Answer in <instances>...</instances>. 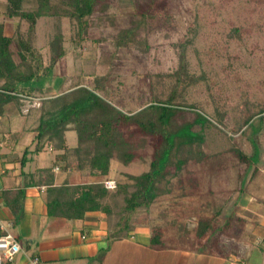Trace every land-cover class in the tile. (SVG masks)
Returning <instances> with one entry per match:
<instances>
[{
  "label": "rangeland",
  "instance_id": "obj_1",
  "mask_svg": "<svg viewBox=\"0 0 264 264\" xmlns=\"http://www.w3.org/2000/svg\"><path fill=\"white\" fill-rule=\"evenodd\" d=\"M49 1L51 6L62 8L63 0ZM5 4V0H0V12ZM36 7V0L24 4L26 11ZM87 21V40L76 47L70 42L78 33L74 20L56 16L37 20L33 46L40 52L43 66L49 65L50 43L55 36L61 35L62 46L70 52L47 77L48 95L64 93L74 85L89 87L94 77L110 72L119 101L116 103L122 112L131 113L153 95L166 99L174 88L183 97L177 101L192 107L176 117L177 124L192 123L193 130L204 137L197 156L200 159H193L179 170L176 164L170 165L158 185L157 199L148 209L138 210L127 224L163 231L164 253L153 257L158 264L167 260L172 263L175 248L206 247L193 235L201 220L211 219L219 227L213 233L216 243L212 248L234 244L228 243L233 233L238 239L236 244L243 246L242 240L250 236V230L264 223V115H255L250 127L242 126L244 116L264 106V0H155L154 4L151 0H104ZM0 22L7 35H12L18 24L17 30L26 36L25 22L5 17H0ZM255 25L259 27L254 28ZM130 28L137 29L136 39L140 47H147L145 52L115 48L119 34ZM189 28L195 30V39L185 52L189 77L178 83L168 75L179 67L178 44L191 37ZM232 30H239V37L231 35ZM31 106L37 107L38 101L24 100L21 109L29 116V130L37 126L39 116ZM17 110L10 105L5 113L17 114ZM197 113L209 123H195ZM127 137L133 144L130 165L113 161L109 177L94 179L73 172L74 184L109 182L116 186V180L132 184L128 176L147 171L154 142L138 132ZM22 142L28 144L30 140L23 138ZM237 150L247 162L238 158ZM184 156L174 155L172 161ZM116 201L108 200L113 210L107 220L111 228L119 220L120 202L114 207ZM229 216L231 226L225 234L222 228ZM209 242L210 239L207 245H211ZM142 250L123 247L119 264H145L152 260L144 258Z\"/></svg>",
  "mask_w": 264,
  "mask_h": 264
},
{
  "label": "trees",
  "instance_id": "obj_2",
  "mask_svg": "<svg viewBox=\"0 0 264 264\" xmlns=\"http://www.w3.org/2000/svg\"><path fill=\"white\" fill-rule=\"evenodd\" d=\"M5 1V8L0 12V17L17 18L19 22H25L28 29L26 36H23L17 30L18 24H15L13 34L7 35L4 24L0 22V117L5 115V108L8 105H13L21 111L24 100L38 101L37 107L31 106L34 113L39 115L37 126L31 129L35 134L33 138L35 153L50 148L53 153V167L62 172H79L83 178L109 177L113 161L128 166L134 158L131 151L133 144L127 135L138 132L154 142L148 170L137 176H128L133 181L132 184H122L116 180V186L112 190L105 188L102 183L70 185L66 181L60 186H54L53 167L39 170L35 176L30 177L31 185L46 187V205L48 215L52 218L78 221L87 213L96 212L103 213L107 223L113 214L108 200H117L114 207L120 202L119 220L116 227L111 228L107 225V238L109 240L127 238L130 232L141 228L130 227L127 224L128 219L138 210L148 209L157 199L160 191L158 185L167 175L168 167L176 164V169L179 170L193 159L196 161L200 159L197 156L204 141L203 135L193 130L192 123L184 122L180 125L176 122V117L185 108L192 107L183 101H177L178 97L180 100L183 97L173 88L166 99L153 95L148 103L142 104L135 112L124 113L116 103L119 101L116 97V86L110 80V72L94 77L89 87L74 85L64 93L48 95L50 88L46 84L47 77L51 75L55 64L66 58L70 52L62 46L61 35L55 36L50 43L49 65L43 66L40 52L33 46L37 20L51 16L74 20L78 33L70 42L77 47L87 40L85 35L90 25L87 18L104 0H63L60 9L51 6L49 0H36L37 7L28 11L24 9V4L31 0ZM151 1L155 3V0ZM142 16L146 18L147 15L143 13ZM188 31L191 37L178 44L179 67L168 75L178 83L189 77L185 52L195 39V30L189 28ZM231 35L239 37V30H232ZM136 36V28L122 31L115 41V48L139 49L142 53L145 52L147 47H140ZM130 74L136 75L134 72ZM257 114L264 115V106L260 105L258 112L244 116L242 126L250 127ZM195 115L197 117L195 123L199 125L209 123L204 115L198 113ZM25 116L29 118L28 114ZM179 153L185 156L173 162L172 157ZM236 153L241 161L247 162L246 156L240 150ZM25 159L26 155L19 159L21 165L25 164ZM23 194V191H18L15 196L20 200ZM11 204L10 211L16 218L19 202L13 200ZM231 220L230 216L226 219L222 228L223 233H227L226 229L231 226ZM217 229L219 227L213 220H201L196 224L193 235L198 242L203 243V246L212 248L216 243L212 239L213 233ZM150 232L151 244L161 245L163 231L152 228ZM209 239L211 245H207Z\"/></svg>",
  "mask_w": 264,
  "mask_h": 264
},
{
  "label": "crops",
  "instance_id": "obj_3",
  "mask_svg": "<svg viewBox=\"0 0 264 264\" xmlns=\"http://www.w3.org/2000/svg\"><path fill=\"white\" fill-rule=\"evenodd\" d=\"M27 120L19 110L17 114L8 111L0 117V235L11 234L21 248L13 262L4 264H30L35 258L38 264H119L121 249L128 245L136 251L143 249L144 258H152L143 263L158 264L153 257L164 253L163 243L153 246L148 228H137L121 240H109L103 213H87L78 221L48 215L46 187L31 185L30 177L53 167V153L50 148L34 152L35 134L26 127ZM23 138L30 142L23 144ZM24 155L26 161L21 165L19 159ZM52 172L54 186L66 181L76 185L73 172H62L57 167ZM18 191L24 193L20 200L15 196ZM13 200L19 202L16 218L9 206ZM249 235L242 240L243 246L236 244L238 239L233 233L228 243L234 244L227 248H219V241L215 248H175L172 263L165 260L164 264H264V223L251 229Z\"/></svg>",
  "mask_w": 264,
  "mask_h": 264
},
{
  "label": "built area",
  "instance_id": "obj_4",
  "mask_svg": "<svg viewBox=\"0 0 264 264\" xmlns=\"http://www.w3.org/2000/svg\"><path fill=\"white\" fill-rule=\"evenodd\" d=\"M104 186L107 189L115 188V184L110 185L109 182H104ZM20 252V245L11 234L0 235V264L13 262ZM30 264H38V259H33Z\"/></svg>",
  "mask_w": 264,
  "mask_h": 264
}]
</instances>
